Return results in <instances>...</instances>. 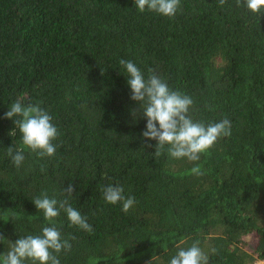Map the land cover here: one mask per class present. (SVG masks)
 Listing matches in <instances>:
<instances>
[{
    "label": "trees",
    "instance_id": "trees-1",
    "mask_svg": "<svg viewBox=\"0 0 264 264\" xmlns=\"http://www.w3.org/2000/svg\"><path fill=\"white\" fill-rule=\"evenodd\" d=\"M120 59L191 96L194 122L228 118L231 135L196 162L170 158L167 148L155 157V141L141 137L146 120L131 114L137 104ZM17 99L39 103L58 130L54 156L25 149L19 168L6 150L20 147V136H9L14 123L3 118ZM197 163L203 175L190 173ZM107 185L135 198L127 213L105 203ZM43 192L68 199L92 229L70 226L60 212L55 224L72 237L60 264H169L178 246L197 240L208 264L264 260V14L236 0H180L173 18L140 13L134 0H0L5 239L51 226L31 202Z\"/></svg>",
    "mask_w": 264,
    "mask_h": 264
},
{
    "label": "clouds",
    "instance_id": "clouds-1",
    "mask_svg": "<svg viewBox=\"0 0 264 264\" xmlns=\"http://www.w3.org/2000/svg\"><path fill=\"white\" fill-rule=\"evenodd\" d=\"M218 2L222 7L226 0ZM241 3L251 14H264V0H236L238 6ZM134 5L140 13L147 10L173 18L180 9V0H134ZM119 64L127 77L130 99L137 104L131 114L134 118L146 120L141 137L145 141H155L153 153L155 157L161 156L167 148L170 158H186L190 162H196L219 138L231 135L232 125L228 118L207 125L203 122H194L189 115V110L195 103L193 98L171 90L153 69L149 68L146 75L129 60L120 59ZM3 118L14 123L9 136H14L17 132L20 136L21 146L15 150L11 146L6 150L15 167L19 168L23 163L25 149L38 152L41 157L55 155L57 146L53 141L58 136V130L52 123V117L39 103L25 104L22 99H17L10 105ZM146 147L153 145L146 144ZM190 173L197 176L204 174L202 166L198 163L190 169ZM101 192L105 203L109 205L121 203V210L125 213L136 203L134 197H125L123 188L119 185L102 186ZM63 193L71 197L73 186L69 184ZM31 202L38 212L42 213L44 221L51 226H42L40 234L19 237L14 242L5 239L0 232V244L6 248L0 253V264H60L58 255L62 251L71 250L69 241L72 239L63 238L55 224V218L61 211L66 214L70 226L87 232L92 230L86 217L73 208L68 199L58 201L49 198L48 194L43 192ZM199 244L197 240L187 248L178 246V251L171 257L169 264H208V255ZM91 264H97V261L93 260ZM256 264H264V260H257Z\"/></svg>",
    "mask_w": 264,
    "mask_h": 264
}]
</instances>
